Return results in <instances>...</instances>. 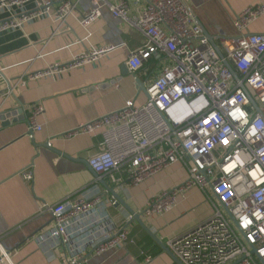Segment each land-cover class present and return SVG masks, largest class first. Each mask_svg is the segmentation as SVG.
<instances>
[{"label": "built area", "instance_id": "built-area-1", "mask_svg": "<svg viewBox=\"0 0 264 264\" xmlns=\"http://www.w3.org/2000/svg\"><path fill=\"white\" fill-rule=\"evenodd\" d=\"M30 4L35 7L27 11ZM77 6L75 0L56 5L52 0H0V15H7L0 22V34L21 30L38 18L61 26L76 15ZM104 8L147 40L128 58L130 73L137 77L151 60L161 72L146 85V104L127 101L122 109L81 124L66 137L102 135L100 151L88 160L98 181L110 177L122 182L115 178L122 174L137 186L173 165L185 167L186 180L151 198L144 211L147 216H163L192 190L205 194L213 206L210 216L169 241L182 264H264V131L253 134L264 124V34L250 31L264 17V4L235 15L237 36L215 40L222 56L204 35L191 0H150L135 19L130 18L127 0H92L91 10L78 16L79 25L88 30ZM117 49H92L29 78L58 77ZM249 56L251 62L246 63ZM29 113L32 137L42 131L38 119L44 107L35 104ZM23 177L32 179L29 173ZM100 200L83 195L49 207L52 221L41 239L64 250L69 247L68 264H84L86 251L101 255L129 242L126 229L102 230L96 209ZM77 235L75 247L72 239ZM6 259L3 253L0 262ZM150 262L148 258L145 264Z\"/></svg>", "mask_w": 264, "mask_h": 264}, {"label": "crops", "instance_id": "crops-1", "mask_svg": "<svg viewBox=\"0 0 264 264\" xmlns=\"http://www.w3.org/2000/svg\"><path fill=\"white\" fill-rule=\"evenodd\" d=\"M52 1L56 5L61 0ZM75 1L76 15L61 26L38 18L21 30L0 34V259L3 253L8 255L0 264H68L69 247L64 250L41 238L52 221L49 207L83 195L101 199L96 209L102 230L126 229L129 233V242L116 250L101 255L86 251L84 264H145L148 258L149 264H177L141 225L132 223L126 209L111 203L114 197L97 180L88 160L100 151L102 135L66 137L79 125L122 109L127 101L146 104L148 93L137 80L146 89L161 72L152 60L134 77L126 62L147 44L146 38L106 8L101 18L84 30L77 19L91 10L92 0ZM106 1L115 4L117 0ZM149 1L127 0L130 18L139 17ZM254 4H264V0H191L197 22L215 40L237 36L235 15ZM34 7L30 4L26 10ZM5 19L7 15L1 14L0 22ZM250 31L264 34V17ZM108 46L118 49L95 63L54 78H29L53 64H68L82 53ZM39 103L44 107L38 119L42 131L31 137L29 110ZM25 173L31 175V181L25 180ZM115 178L122 182L103 179L168 248L169 241L203 223L213 211L205 194L195 189L163 216L144 214L151 198L186 180L181 164L137 186L126 175L115 174ZM101 236L99 233L97 239ZM79 241L77 235L72 244L78 247Z\"/></svg>", "mask_w": 264, "mask_h": 264}, {"label": "water", "instance_id": "water-1", "mask_svg": "<svg viewBox=\"0 0 264 264\" xmlns=\"http://www.w3.org/2000/svg\"><path fill=\"white\" fill-rule=\"evenodd\" d=\"M199 24V23H198ZM200 25V27L202 28V30H203V33H204V35L209 39V41H210V43L214 46V48H215V50L217 51V53L220 55V56H222L221 55V52H220V50H219V48L217 47V45L215 44V39L213 38V37H211L209 34H208V32L204 29V27L201 25V24H199ZM126 69H127V67L124 65V67L122 68V70H123V72L125 73V71H126ZM232 73H233V76L237 79V75L232 71ZM137 82H138V84H139V87L141 88V90L142 91H144V92H146L147 93V91H146V89H145V86H144V84H143V82L141 81V80H137ZM250 99H251V102H252V104L257 108V112L263 117V115H262V113H261V111L258 109V107H257V104L255 103V101L250 97ZM264 118V117H263ZM31 134H32V132H31ZM96 175V174H95ZM96 178H98V176L96 175ZM99 182H101L102 183V185L106 188V190L108 191V193L110 194V195H112L113 197H114V199L116 200V206L117 207H119V206H122L124 209H126V211L131 215V218H132V223L133 222H137L139 225H141V227L142 228H144L148 233H149V235L153 238V240L156 242V243H158L160 246H161V248L175 261V263H177V264H182L174 255H173V253L171 252V250L168 248V247H166L164 244H162L158 239H157V237L155 236V235H153L144 225H143V223H142V221H141V215H137L136 214V212L135 211H133L130 207H129V205L120 197V195H118L116 192H115V190H113V189H111L108 185H107V183H106V181L104 180V179H100L99 180Z\"/></svg>", "mask_w": 264, "mask_h": 264}, {"label": "clouds", "instance_id": "clouds-1", "mask_svg": "<svg viewBox=\"0 0 264 264\" xmlns=\"http://www.w3.org/2000/svg\"><path fill=\"white\" fill-rule=\"evenodd\" d=\"M251 59H252V57H248L247 58V60H246V63H248V62H251ZM244 65H242V67H243ZM253 83H255V82H253ZM237 116H239V113H237L236 114ZM207 123H210V121L209 122H207ZM258 131H264V124H262V125H260L258 128H256V129H254L253 130V134H255L256 132H258ZM189 147H191V145H189ZM228 171H231V169H228ZM259 215V214H258ZM247 223H249L247 220H245V224H247Z\"/></svg>", "mask_w": 264, "mask_h": 264}, {"label": "snow or ice", "instance_id": "snow-or-ice-1", "mask_svg": "<svg viewBox=\"0 0 264 264\" xmlns=\"http://www.w3.org/2000/svg\"><path fill=\"white\" fill-rule=\"evenodd\" d=\"M225 143H227V141H225Z\"/></svg>", "mask_w": 264, "mask_h": 264}, {"label": "trees", "instance_id": "trees-1", "mask_svg": "<svg viewBox=\"0 0 264 264\" xmlns=\"http://www.w3.org/2000/svg\"><path fill=\"white\" fill-rule=\"evenodd\" d=\"M152 61V60H151Z\"/></svg>", "mask_w": 264, "mask_h": 264}]
</instances>
